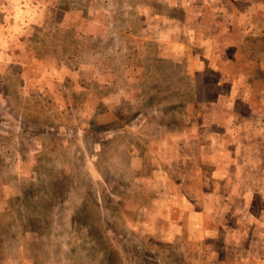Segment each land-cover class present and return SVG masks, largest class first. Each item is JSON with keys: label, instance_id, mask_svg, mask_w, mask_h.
<instances>
[{"label": "rangeland", "instance_id": "374dc122", "mask_svg": "<svg viewBox=\"0 0 264 264\" xmlns=\"http://www.w3.org/2000/svg\"><path fill=\"white\" fill-rule=\"evenodd\" d=\"M4 6L0 264H264V0Z\"/></svg>", "mask_w": 264, "mask_h": 264}, {"label": "crops", "instance_id": "0c3cea01", "mask_svg": "<svg viewBox=\"0 0 264 264\" xmlns=\"http://www.w3.org/2000/svg\"><path fill=\"white\" fill-rule=\"evenodd\" d=\"M8 9L9 8L4 6L3 11H0L3 12L0 21V57L4 59L10 56L11 52L9 51V42H11L14 35L18 33V29H14L15 22L12 21L11 18H14L16 21L19 16L14 15L15 13L12 16V11H8ZM19 30H22V28H19Z\"/></svg>", "mask_w": 264, "mask_h": 264}]
</instances>
